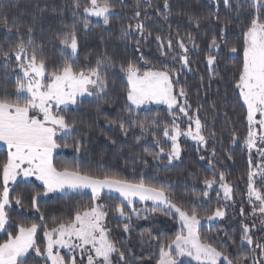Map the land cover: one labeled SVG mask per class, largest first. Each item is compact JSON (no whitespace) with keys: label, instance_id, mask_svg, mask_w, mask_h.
<instances>
[{"label":"snow or ice","instance_id":"obj_1","mask_svg":"<svg viewBox=\"0 0 264 264\" xmlns=\"http://www.w3.org/2000/svg\"><path fill=\"white\" fill-rule=\"evenodd\" d=\"M208 3L215 10L203 19L220 26L206 45L203 62L208 84L200 77V87H210L218 77L223 79L218 71V58L225 49L226 55L232 54L238 60L226 82L223 103L213 101L209 106L211 122L207 113L202 118L204 106L199 100L195 108L190 103L187 87L180 80L182 71H193L191 52L204 51L194 35V31L198 33L201 29L202 19L189 16L190 28L173 31L169 22L170 0H162V6L154 5L153 0H144L142 6L141 0H135L132 14L135 22L121 26V39L135 52H141L142 45L155 43L158 59L172 62L162 61L159 67L143 53L135 61L117 62L104 52L94 61L85 57L80 62L79 27L75 20L53 34L62 55L58 61H50L43 42H36L34 26L29 25L22 32L23 25L15 22L10 25L7 16H0V26L16 37L14 43H0L3 71L0 79L7 81L9 76H15L12 92L0 84V145L6 148V155L0 160V233L6 237L0 242V264H28L33 254L43 264H144L143 256H135L114 235L109 221L118 218L123 221L117 224L119 231L130 233L133 218L148 220L156 213L173 218L178 230L171 237L163 233L154 235L151 230L139 234L141 243L148 241L157 249L155 264H264V237L257 238L258 232L264 233V0H208ZM221 6L235 15L222 20ZM69 7L73 17L82 18L86 30L92 17L109 25L116 0L83 3L71 0ZM153 7L167 25L165 32L154 34L146 26L149 9ZM244 13L246 23L240 25L238 43L230 44L225 35L230 31V20L239 19ZM110 76L126 80L125 103L115 117L104 116L106 124L125 138L131 135L138 146L151 137L149 143L142 145L143 152L133 157L134 164L139 159L147 166V157H151L155 166H163L164 171L177 166L183 162L181 137L193 142L199 161H206L212 172L210 177L201 178L197 172L188 174L193 183L199 180L203 185L198 193L191 194V199H176L178 191L173 183L155 177L149 180L136 168L129 178L110 170L85 171L78 164L62 167L54 164L57 149L70 146L58 142L67 136L73 137L71 146L75 153L85 149L91 126L69 120L68 113L78 108L83 98H93L90 102L97 104V118L103 116L100 105L102 101L107 103ZM229 90L237 102H242L246 121L243 137L234 127L229 133L230 144L247 153L246 172L240 178L245 187L240 193L238 229L232 232L220 229L209 239L202 235V224L224 221L228 210L237 204L239 185L217 167H223V160L217 158L215 143L210 145V141L223 144L226 129L218 134L215 117L226 108ZM152 104L166 105L170 119L160 120L159 113L147 107ZM141 111L148 113L143 119ZM224 117L228 125L227 111ZM231 152L227 149L224 159L233 160ZM213 191L217 206L202 213V207L211 202ZM56 193L72 200L87 196L88 203L59 218H51L49 223L41 211V201ZM245 203L249 211L245 210ZM15 209L38 214L40 222L13 223L10 211ZM233 248L235 251H231ZM147 264H152V257L147 258Z\"/></svg>","mask_w":264,"mask_h":264},{"label":"trees","instance_id":"obj_2","mask_svg":"<svg viewBox=\"0 0 264 264\" xmlns=\"http://www.w3.org/2000/svg\"><path fill=\"white\" fill-rule=\"evenodd\" d=\"M83 3L84 0H81ZM135 0H116V8L110 24L103 25L102 20L92 17L90 18L88 29H84L81 17H73L69 5L71 0H0V16H7L9 24L12 22L23 25L22 32H25L27 26H34V35L37 44L43 42L45 54L50 61H58L61 58V53L55 46L53 34L63 29L64 25H71L73 21H77L79 27V60L84 61L85 57L93 60L104 52H107L117 62L124 59L137 60L143 53L146 59L152 61L157 67L161 62L172 64L171 61H165L164 58L159 57L155 43L142 45L141 52H135L133 47L128 45L126 41L121 39V26L128 23H134L132 14L134 11L133 5ZM142 6L144 0H141ZM154 5L162 6V0H153ZM171 15L169 22L172 25L173 31L179 28L181 32L184 29L190 28L188 24V17L195 16L202 19L201 29L199 32L194 31L197 42L200 44L201 49L204 51L193 50L190 54L192 60V72L182 71L180 74L181 83L185 84L189 92V100L195 108L197 101L204 106L202 118L204 114H208V120L211 122L213 117L210 112V105L213 101L223 103L225 89L227 87V80L235 71L238 60L232 54H225L226 49L218 58V71L221 76L217 80L211 82L210 87H200V77H204V84H208V73L206 65L203 62V57L206 51V45L211 36L218 32L219 26L214 22H210L204 17H207L211 11L215 9L209 5L208 0H170ZM43 9V11H41ZM63 13V15H61ZM179 13V14H178ZM220 15L222 20L230 18L235 15L234 11H229L221 6ZM143 16V13H142ZM246 13L242 14L239 19H231L229 28L230 31L226 32V38L230 44L238 43L240 34V25L246 23ZM63 22V23H62ZM148 30L156 32H165L167 25L163 24L160 18L156 15V8L149 9V19L145 21ZM26 38V35H25ZM15 33L9 35L3 26H0V43H14ZM142 64V61H137ZM147 67V66H145ZM175 67H179L178 64ZM3 77V71L0 70V78ZM15 76H9L7 81L0 79V84H3L9 92L14 90ZM126 80L121 79L120 76H110L109 95L107 103L101 102V107L104 109L103 116L97 118L96 109L97 104L92 101L93 98H83L82 104L78 108H73L68 113L69 120H76L84 122L91 126V131L88 137L85 138V149L77 154L72 145V136H67L58 142L61 144L67 143L68 148H60L53 155V162L57 167L64 165L78 164L85 171H107L118 173L120 175L132 178L133 169L136 168L138 172H143L145 177L151 180L153 177L157 179H167L173 183L174 188L178 191L176 199L188 200L192 198V193H198L203 185L197 180L195 183L191 181L188 174L189 172H197L199 176L210 177L212 172L207 169L206 161H199L195 151V146L192 141L181 139L182 146L184 147L183 162L177 166H170L168 171L163 170V166L157 168L155 162L151 157H147L149 164L145 166L139 159L133 163V157L138 153L143 152L142 145L150 142L151 137L148 136L147 140H142L141 145L138 146L134 143L133 137L130 135L125 138L118 130H113L106 124L104 116L110 118L115 117L121 112L125 103L124 88ZM207 93V95H205ZM228 102L226 108L216 114L215 128L219 134L221 129H226L223 132V144L211 142L210 145L215 143L217 148V158L223 160V167L218 165L220 170L228 173V178L239 185L237 189V204L236 208H230L228 215L224 221L214 223L212 225L202 226V235H207L209 239L214 238L218 234V230L232 232L238 229L237 221L240 219L238 215V208L240 207L241 195L244 183L240 180L246 172L247 153L240 146H232L229 142V133L234 127L241 137L246 134V121L244 120V110L241 107L242 102H237L236 97L229 90L227 92ZM153 113H159L160 120H168V110L162 106L150 107ZM224 111H227L229 124L225 125ZM147 112L141 111L140 116L143 119ZM138 133V129L136 130ZM116 140L115 144L111 140ZM231 149L233 160L229 161L224 159L226 150ZM204 154V153H202ZM6 155V149L0 148V160ZM100 165V168H97ZM159 175L157 176V173ZM190 186V187H189ZM22 187V186H21ZM19 190V189H18ZM187 193V194H185ZM212 200L209 204H205L201 212L217 206L215 191L210 193ZM106 202V201H105ZM118 202V201H117ZM88 197H77L72 200L71 197H60L59 193L52 194L50 197H45L41 201V211L44 213L49 223L51 218H59L66 215L71 209H74L80 204H87ZM223 203V201H221ZM245 210L249 211L248 205L244 204ZM10 219L13 223H39L38 214L31 211L15 209L10 211ZM251 219V218H250ZM123 221L118 218L112 217L109 221V227L113 228L114 235L118 236L123 245L130 248L133 254L137 257L143 256L145 258L144 264H147V258L152 257V264H155L157 249L152 247L148 241L141 243L139 234L151 230L154 235L163 233L166 236H174L178 230V224L173 218L165 216L161 213H156L148 220L133 218L132 231L130 233H121L117 228L118 223ZM12 231V229H9ZM222 235V233H220ZM38 236V243H40ZM238 236V233H237ZM264 237V233H257V238ZM5 234L0 233V242L5 239ZM235 251V248L231 249ZM28 264H43L38 257L29 258ZM139 264V262H138Z\"/></svg>","mask_w":264,"mask_h":264},{"label":"rangeland","instance_id":"obj_3","mask_svg":"<svg viewBox=\"0 0 264 264\" xmlns=\"http://www.w3.org/2000/svg\"><path fill=\"white\" fill-rule=\"evenodd\" d=\"M152 106H162V107H165V108H167V106L166 105H156V104H152V105H149V106H147L148 108H150V107H152ZM184 137H181V139H183ZM184 139H186V138H184ZM0 148H4V149H6L3 145H0ZM54 155V154H53ZM217 222H220V221H213L212 223H211V225L212 224H214V223H217ZM206 225H209V224H207V223H204V224H202V226H206ZM64 250H62V252H63Z\"/></svg>","mask_w":264,"mask_h":264}]
</instances>
